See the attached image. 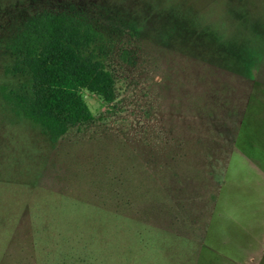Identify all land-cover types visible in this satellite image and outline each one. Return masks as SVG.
Segmentation results:
<instances>
[{
  "label": "rangeland",
  "instance_id": "rangeland-1",
  "mask_svg": "<svg viewBox=\"0 0 264 264\" xmlns=\"http://www.w3.org/2000/svg\"><path fill=\"white\" fill-rule=\"evenodd\" d=\"M44 12L90 24L115 82L111 104L80 91L93 119L59 138L1 94L29 86L11 48ZM209 246L264 264V0H0V264H212Z\"/></svg>",
  "mask_w": 264,
  "mask_h": 264
},
{
  "label": "trees",
  "instance_id": "trees-1",
  "mask_svg": "<svg viewBox=\"0 0 264 264\" xmlns=\"http://www.w3.org/2000/svg\"><path fill=\"white\" fill-rule=\"evenodd\" d=\"M97 40L90 24L69 14L33 16L11 48L10 72L27 75L29 86L21 93L1 89L3 99L54 138L92 120L80 91L96 95L105 104L115 97L113 76L95 51Z\"/></svg>",
  "mask_w": 264,
  "mask_h": 264
},
{
  "label": "crops",
  "instance_id": "crops-1",
  "mask_svg": "<svg viewBox=\"0 0 264 264\" xmlns=\"http://www.w3.org/2000/svg\"><path fill=\"white\" fill-rule=\"evenodd\" d=\"M218 201H219V198H218ZM218 201H217V202H218ZM217 205H218V207H219V202H218ZM216 211H217L216 213H218V210H217V209H216ZM216 213H215V214L211 217V219L209 220L208 227H207V229H206V234H205V237H206L205 240H206V241H207V233L209 232V229H210V227H211V224H212V222H213V219H214ZM208 249H209L208 252H210L209 257H211V259H212V264H228V261L223 260V257H224V256L226 257V255H223V253H222V254H219V252H213V251H211L210 246H209ZM218 256L220 257V259L218 258ZM231 258H232V259H236L237 263L240 264V262H241L240 255L232 256ZM226 260H227V259H226ZM232 262H234V260H232Z\"/></svg>",
  "mask_w": 264,
  "mask_h": 264
}]
</instances>
